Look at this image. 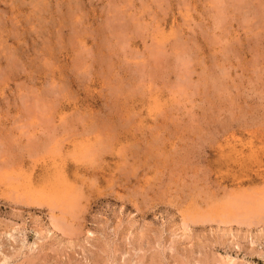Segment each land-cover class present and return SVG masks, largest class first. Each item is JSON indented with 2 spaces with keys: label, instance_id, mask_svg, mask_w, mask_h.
Segmentation results:
<instances>
[{
  "label": "rangeland",
  "instance_id": "rangeland-1",
  "mask_svg": "<svg viewBox=\"0 0 264 264\" xmlns=\"http://www.w3.org/2000/svg\"><path fill=\"white\" fill-rule=\"evenodd\" d=\"M0 264H264V0H0Z\"/></svg>",
  "mask_w": 264,
  "mask_h": 264
},
{
  "label": "bare ground",
  "instance_id": "bare-ground-1",
  "mask_svg": "<svg viewBox=\"0 0 264 264\" xmlns=\"http://www.w3.org/2000/svg\"><path fill=\"white\" fill-rule=\"evenodd\" d=\"M196 218V217H195Z\"/></svg>",
  "mask_w": 264,
  "mask_h": 264
}]
</instances>
